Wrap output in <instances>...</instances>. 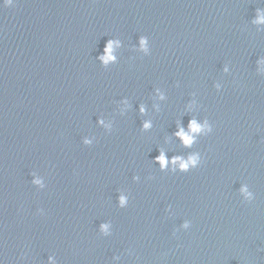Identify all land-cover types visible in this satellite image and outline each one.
Returning a JSON list of instances; mask_svg holds the SVG:
<instances>
[{
	"label": "water",
	"instance_id": "95a60500",
	"mask_svg": "<svg viewBox=\"0 0 264 264\" xmlns=\"http://www.w3.org/2000/svg\"><path fill=\"white\" fill-rule=\"evenodd\" d=\"M258 12L264 0L0 5V264H264Z\"/></svg>",
	"mask_w": 264,
	"mask_h": 264
},
{
	"label": "clouds",
	"instance_id": "9594fccd",
	"mask_svg": "<svg viewBox=\"0 0 264 264\" xmlns=\"http://www.w3.org/2000/svg\"><path fill=\"white\" fill-rule=\"evenodd\" d=\"M13 0H0V5H3L4 7H9L12 4ZM254 23L261 24L264 23V13H257V19L254 21ZM118 42L109 40L106 43L104 52L105 54L101 56L99 59L101 60L102 63L107 64L108 62H111L115 59V57L111 54L113 51L114 45H117ZM139 45L140 49L144 52L148 51V46H147V39L144 37H141L139 40ZM143 111V109H141ZM145 127H148L147 124H145ZM189 129L190 133H198L202 130H208L210 131L211 129L208 127V125L205 123L204 125L198 124L195 120H192L189 122ZM178 136H180L183 140V143L185 145H190L192 143L193 137L189 134H185L183 130H180L177 133ZM85 143H88V141H85ZM158 162L160 163L161 167H164L166 164V158L163 153H161L157 158ZM197 157L195 155H192L188 157L187 161L185 162L184 160L180 159L179 157H174L172 159V163H179V167L181 170H187V168L191 166H195L197 163ZM33 183L37 185H41V181L39 179H36L33 181ZM42 186V185H41ZM241 191L244 193L245 198L248 200L252 199V194L247 191L246 188H242ZM120 203L123 205L125 203L124 198H120ZM184 227H188L187 224L184 225ZM107 226L102 225V229L106 230Z\"/></svg>",
	"mask_w": 264,
	"mask_h": 264
}]
</instances>
